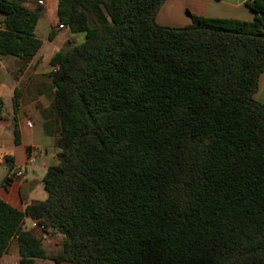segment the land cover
Here are the masks:
<instances>
[{"label": "trees", "instance_id": "1", "mask_svg": "<svg viewBox=\"0 0 264 264\" xmlns=\"http://www.w3.org/2000/svg\"><path fill=\"white\" fill-rule=\"evenodd\" d=\"M163 2L56 0L47 39L84 34L49 60L57 162L44 200L0 198V259L14 239L18 264L47 257L30 218L61 237L55 264H264V0L181 27L156 22ZM43 13L0 0V55L33 58Z\"/></svg>", "mask_w": 264, "mask_h": 264}, {"label": "crops", "instance_id": "2", "mask_svg": "<svg viewBox=\"0 0 264 264\" xmlns=\"http://www.w3.org/2000/svg\"><path fill=\"white\" fill-rule=\"evenodd\" d=\"M26 1H32V5L35 7L39 0ZM246 1L164 0L155 19L161 25L181 27L190 23L191 19L188 13L190 12L201 16L248 21L253 18L254 13L246 6ZM40 5L44 7L45 2L41 1ZM52 9L53 11H51ZM47 15L50 17V28L55 27L56 0H49L37 25L43 16ZM74 35V33L68 31L66 33L59 29L52 40L47 39L52 45L47 48L44 54H42V48L45 42L40 38L42 40L41 47L29 61L24 62L18 57L1 61L0 57V62L14 70L9 86L5 82L0 83V97L3 98L4 90L11 106V113L6 112L5 117L0 119V154L3 155V161L0 162V198L19 210H23L31 201L39 200L34 198V193L38 189L39 167L43 168L40 172L43 177L46 168L57 162V148L54 146V140L60 126L58 118L50 106L54 91L49 74L52 70L49 60ZM14 89L21 92L19 108L15 114L12 110ZM254 98L264 103V71L259 75ZM27 119L31 120L30 126L26 125L25 120ZM30 157L34 161L28 163L27 159ZM9 164L13 165V171L23 170V176L10 177L13 171L9 172ZM28 167L31 168L32 175L30 177L27 174ZM8 177L9 180L5 181ZM27 219L31 222L27 229L35 236L43 237L41 241L44 247L43 241L47 238L46 233L37 226L33 227L34 221L30 218H26L25 221Z\"/></svg>", "mask_w": 264, "mask_h": 264}, {"label": "rangeland", "instance_id": "3", "mask_svg": "<svg viewBox=\"0 0 264 264\" xmlns=\"http://www.w3.org/2000/svg\"><path fill=\"white\" fill-rule=\"evenodd\" d=\"M45 2V6L42 7L43 9L47 7V4L49 2V0H41ZM26 5L29 7H33L32 5V1H26ZM53 11V9L51 10ZM189 14H192L190 12H188ZM49 16H43V18L39 21L37 28H36V34L39 38L43 39L45 44L42 48V54L45 53V51L47 50V48L49 46H51L52 44L47 40V34L49 32L50 29V25H49ZM63 32L67 33V30H62ZM84 34L83 33H76L73 37H70L69 40L72 43H79L83 40ZM1 57V61H6L8 59H11V57L14 56H3L0 55ZM8 65L4 64L3 62H0V83L5 82L6 84H8L7 86H9L10 84V78H12V74L14 72L13 69H11L10 67H7ZM9 73V74H8ZM3 100H4V114L7 113H11L10 109V102L9 99L6 95V92L3 90ZM25 121H30V119H27ZM3 161V155L0 154V162ZM41 170H43L42 167H39V177H38V189L36 190V192L34 193V198H37L39 200H44L46 198V192L43 189L42 186V173ZM23 171V170H22ZM24 172V171H23ZM29 177L32 175L31 174V168L28 167V173ZM30 220H26L25 221V228H29L30 227ZM41 233V232H40ZM42 234V233H41ZM47 238H45V240L43 241L44 243V248L46 250L47 253V257L44 259H36L35 264H55L52 260V257H54L60 246H61V237L59 235H55V234H46ZM43 240V237H41ZM18 260H19V255L17 252V243L16 240H12V242L10 243V246L7 250V252L5 253V255H3V257L0 260V264H18ZM62 264H67V263H62Z\"/></svg>", "mask_w": 264, "mask_h": 264}, {"label": "built area", "instance_id": "4", "mask_svg": "<svg viewBox=\"0 0 264 264\" xmlns=\"http://www.w3.org/2000/svg\"><path fill=\"white\" fill-rule=\"evenodd\" d=\"M38 3H41V0L40 1H38ZM26 125L27 126H30L31 125V123H30V121H26ZM34 161V159L32 158V157H30V158H28L27 159V162L28 163H31V162H33ZM14 176L15 177H22L23 176V171L22 170H16V171H14ZM32 226L33 227H39L40 229H42V226H40V225H38L36 222H33L32 223Z\"/></svg>", "mask_w": 264, "mask_h": 264}]
</instances>
